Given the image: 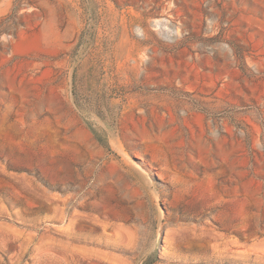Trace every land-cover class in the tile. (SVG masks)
Returning <instances> with one entry per match:
<instances>
[{
	"label": "rangeland",
	"instance_id": "374dc122",
	"mask_svg": "<svg viewBox=\"0 0 264 264\" xmlns=\"http://www.w3.org/2000/svg\"><path fill=\"white\" fill-rule=\"evenodd\" d=\"M0 264H264V0H0Z\"/></svg>",
	"mask_w": 264,
	"mask_h": 264
}]
</instances>
